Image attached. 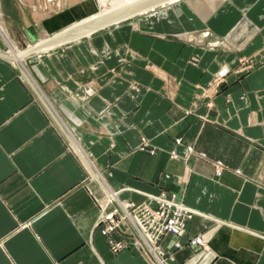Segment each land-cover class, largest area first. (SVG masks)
<instances>
[{
  "label": "crops",
  "instance_id": "0c3cea01",
  "mask_svg": "<svg viewBox=\"0 0 264 264\" xmlns=\"http://www.w3.org/2000/svg\"><path fill=\"white\" fill-rule=\"evenodd\" d=\"M0 2L14 49L32 51L0 57V264H264V0L168 2L48 46L97 3ZM162 192L197 214L148 254L123 209Z\"/></svg>",
  "mask_w": 264,
  "mask_h": 264
},
{
  "label": "built area",
  "instance_id": "2783aa9c",
  "mask_svg": "<svg viewBox=\"0 0 264 264\" xmlns=\"http://www.w3.org/2000/svg\"><path fill=\"white\" fill-rule=\"evenodd\" d=\"M177 144L180 140L176 141ZM189 154L197 155L200 158L207 159L205 154H196L192 148L188 149ZM215 173L219 174L227 167L220 161L212 162ZM236 172H238L236 170ZM109 201L116 200V194L110 193ZM156 200L155 207H150L146 204L133 206L126 204L123 209V218L127 223L136 231V237L138 243H142L140 246L146 248L148 254H155L158 246V242L166 234H173L175 236H181L185 234L186 222L193 217V213L186 210L180 201L176 200L174 194L168 195L164 192L160 193L157 197H153ZM119 225L110 224L104 227L101 232L103 235H110L119 230ZM205 234V233H204ZM200 235L194 237L191 241V245H201L206 235ZM139 243V244H140ZM108 244L113 252H118L128 247V243L123 240H113L108 237ZM180 244L176 242L174 248H179Z\"/></svg>",
  "mask_w": 264,
  "mask_h": 264
},
{
  "label": "water",
  "instance_id": "95a60500",
  "mask_svg": "<svg viewBox=\"0 0 264 264\" xmlns=\"http://www.w3.org/2000/svg\"><path fill=\"white\" fill-rule=\"evenodd\" d=\"M169 0H139L136 1L129 7L121 8L118 11H115L111 14L106 15L102 19L88 21L92 16L81 20L70 27L66 28L62 32L56 34L53 38H50L42 45H56L64 42H68L74 39L84 37L86 35L92 34L98 30L111 26L115 23H118L122 20L128 19L135 15L141 14L144 11H147L153 7L161 5ZM38 50V49H36ZM35 51V50H34ZM1 58H9L14 61V59L0 54Z\"/></svg>",
  "mask_w": 264,
  "mask_h": 264
},
{
  "label": "bare ground",
  "instance_id": "6f19581e",
  "mask_svg": "<svg viewBox=\"0 0 264 264\" xmlns=\"http://www.w3.org/2000/svg\"><path fill=\"white\" fill-rule=\"evenodd\" d=\"M48 1H53V0H48ZM95 1V4H96V7L98 8V7H102L101 9H99V11L100 12H98L97 13V15L95 14L92 18H94L93 20H98V19H102V18H104L106 15H108V14H111V13H113V12H115V11H118V10H120L121 8H124V7H129V6H131L132 4H134L136 1H139V0H94ZM173 1H178V0H169V1H167V2H173ZM167 2H165V3H167ZM113 4V7H109V8H107L106 6L108 5V4ZM162 4H164V3H162ZM105 13H107V14H105ZM2 15V11H1V2H0V34L3 36V38H5L6 39V42L9 44V45H13V51H12V55L10 56V58H12V59H14L15 61H20V62H22L23 63V56L25 55L26 56V54H30V52H32V51H29L28 53H26V51L25 52H19L18 50H16V49H14V46H16V45H14L13 44V42H12V40L9 38V36H7V32H6V30L2 27V25H1V16ZM100 15V16H99ZM95 16H96V18H95ZM89 21H92V20H89ZM38 46H36V47H33L32 48V50L33 49H35V48H37ZM18 48V47H17ZM6 55V54H5ZM28 68V67H27ZM172 157H174L175 158V154H174V152H172ZM203 159V158H202ZM225 170H223L221 173H223ZM221 173H219V174H221ZM236 173H238V174H240L239 172H236ZM218 173H217V175H219ZM110 195V194H109ZM175 196V195H174ZM153 197H157V196H152V198ZM175 198H176V196H175ZM155 200V199H154ZM176 200H177V198H176ZM156 201V200H155ZM110 202V201H109ZM181 203V202H180ZM128 204H130V205H133V206H138V205H134V204H132V203H128ZM182 204V203H181ZM126 205V204H125ZM141 205V204H140ZM182 206L186 209V210H188V211H190V212H192L194 215L195 214H197L194 210H192L191 208H188L187 206H185L184 204H182ZM193 215V216H194ZM192 219V218H191ZM190 219V220H191ZM190 220H188L187 222H186V224L190 221ZM119 231V230H118ZM117 231V232H118ZM134 232H135V234H137L136 233V231H135V229H134ZM123 234V233H122ZM166 235H173V234H166ZM165 236V235H164ZM173 236H175V235H173ZM182 236V235H181ZM181 236H176V237H181ZM197 237V236H196ZM162 238V237H161ZM193 239V238H192ZM191 239V240H192ZM190 240V241H191ZM206 242H207V240H206V237H205V239H204V241H203V244H201V245H198V246H205V244H206ZM191 245V244H190Z\"/></svg>",
  "mask_w": 264,
  "mask_h": 264
},
{
  "label": "rangeland",
  "instance_id": "374dc122",
  "mask_svg": "<svg viewBox=\"0 0 264 264\" xmlns=\"http://www.w3.org/2000/svg\"><path fill=\"white\" fill-rule=\"evenodd\" d=\"M168 3V2H167ZM164 4H166V3H164ZM161 5H163V4H161ZM158 6H160V5H158ZM107 8H109V7H113V4L111 3V4H108L107 6H106ZM157 7V6H156ZM102 7H98V9H101ZM98 12H100L99 10H98ZM98 12H96L95 14L97 15V13ZM94 14V15H95ZM105 14H107V13H105ZM139 15V14H138ZM100 16V15H99ZM95 18H96V16H95ZM94 18H90V19H88V21L89 20H93ZM23 62H24V59L22 60ZM239 61H241V69H239V67H240V64L238 65L239 67H236L235 68V72H238V74L239 73H243V72H246L247 70H249V69H251V68H253V66L251 65V64H246V65H243L242 64V62H244V58H241ZM243 65V66H242ZM18 66V68L22 71V73H26V71H25V69H23L22 68V66L21 65H17ZM229 72H231L230 71V69L228 68V66H226V65H224V66H221V67H219L217 70H216V72H214V75H213V78L211 79V82H210V85H211V87H213L216 91H218V89L220 88V86H222L223 84H225L224 82H225V78L228 76V74H229ZM24 73V74H25ZM25 75H27V74H25ZM171 156H172V152H171ZM239 173H240V170H237ZM104 186V185H103ZM105 187V186H104ZM165 193V192H164ZM133 204V203H132ZM141 204H145V203H141ZM134 205H137V204H134ZM138 205H140V204H138ZM146 205H148V204H146ZM149 206V205H148Z\"/></svg>",
  "mask_w": 264,
  "mask_h": 264
}]
</instances>
